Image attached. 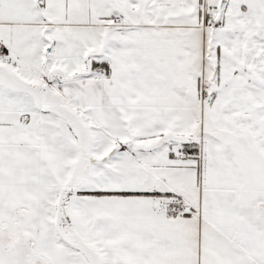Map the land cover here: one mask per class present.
Wrapping results in <instances>:
<instances>
[{
  "label": "snow or ice",
  "instance_id": "snow-or-ice-1",
  "mask_svg": "<svg viewBox=\"0 0 264 264\" xmlns=\"http://www.w3.org/2000/svg\"><path fill=\"white\" fill-rule=\"evenodd\" d=\"M0 264H264V0H0Z\"/></svg>",
  "mask_w": 264,
  "mask_h": 264
}]
</instances>
